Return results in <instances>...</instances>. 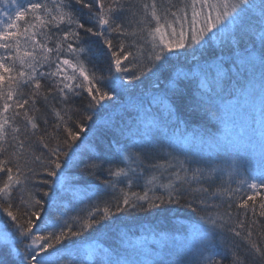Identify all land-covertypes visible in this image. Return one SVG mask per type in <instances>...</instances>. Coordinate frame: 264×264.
<instances>
[{"label": "snow or ice", "instance_id": "snow-or-ice-1", "mask_svg": "<svg viewBox=\"0 0 264 264\" xmlns=\"http://www.w3.org/2000/svg\"><path fill=\"white\" fill-rule=\"evenodd\" d=\"M3 2L7 4L9 0ZM12 3L17 9L14 18L9 16L6 23L0 21L3 25L0 27V174L6 173V178L0 180V250H6L8 264H61L67 247L65 241L83 237L85 232L95 230V225L113 215L106 206L102 214L97 209L95 213L89 212L86 219L74 218L75 224L62 223L59 216L51 219L56 201L44 190L53 183L45 177H55V184L71 190L72 181L65 170L84 163L83 151L78 152L77 143L84 132L83 120L92 119L93 113L98 114L107 107L105 102L130 93L148 77L156 76L157 82L161 76L167 78L169 54L175 50L207 49L218 37L224 39L236 57L240 75L251 84L252 74L259 69L264 82V0H59L55 12L44 0H27L26 7L16 0ZM74 5H81L88 12L81 13ZM82 15H87L91 26H85ZM26 17H31V23ZM19 21H25L23 32ZM53 28L57 32L47 39L56 37L55 48L38 40V36H44ZM131 49H137L139 55ZM53 52L54 69L50 64ZM61 53L71 58H62ZM98 55L107 65L99 74L97 66L92 64ZM43 64H49L48 72L38 71ZM89 64H92L91 70ZM222 75L223 70L218 66L214 78L217 85L223 82ZM45 77L55 78V91L65 104L70 94L86 93L82 110L53 109L56 120L51 133L47 127L41 132L39 117L32 114L35 97L41 94V78ZM168 79L173 88L180 82L179 78ZM25 86L34 89L33 96L27 99L23 94ZM210 86L207 80L200 83L201 88ZM48 92L52 93L53 89ZM44 98L47 100L48 96ZM207 102H211L210 97ZM152 104L163 105L169 119L176 114V106L167 95L153 96L149 107ZM74 111L80 112V118H73ZM261 116L259 161L256 167L247 169L236 156H226L223 167L219 157L181 159L172 144H169L171 151L161 150L155 163L146 164L148 157L144 149L151 146L156 151L160 147L154 140L162 133L153 119L139 133L140 140L130 146L137 151L127 152L121 158L124 149L117 147V158L124 166L118 164L107 169L115 179L103 183L113 189L117 183L125 181L132 185L144 177L147 169L153 170L150 177L145 178L143 194L133 192L134 199H130L128 193L123 192L122 198H116V211L127 207L144 212L183 203L195 212L197 204L201 210L218 209L226 201L229 211H209L189 227L198 244L186 246L162 236V246L171 243L173 248H186L191 258L189 264H224L225 252L231 253L229 264H264V247L253 239V229L260 227V221L253 219L248 223L245 234V220L233 222L230 211L233 204L247 210L251 201L253 214H256L257 197H260L258 216L264 218V112ZM44 124H48L47 119ZM186 143L187 138L178 139L176 147ZM9 148L13 151L9 152ZM101 167L102 164L85 163L80 174L93 176ZM163 174L166 178L161 181ZM218 178L221 183L216 185ZM233 183L236 187H232ZM45 216L50 219L44 220ZM225 233L244 241L247 247L243 255L238 254L239 244L232 242L233 246L227 247ZM85 240H81L79 246L75 241L69 245L74 249L72 264H163L161 260L149 258L151 253L142 245L129 243L133 253L141 257L130 260L121 258L110 247H103L95 238ZM0 264H5L3 257Z\"/></svg>", "mask_w": 264, "mask_h": 264}, {"label": "trees", "instance_id": "trees-1", "mask_svg": "<svg viewBox=\"0 0 264 264\" xmlns=\"http://www.w3.org/2000/svg\"><path fill=\"white\" fill-rule=\"evenodd\" d=\"M44 2L55 12L59 0H44ZM86 2H91V0H86ZM16 3L27 6V0H16ZM74 7L81 13L88 12V9L82 8L81 5H74ZM16 10L12 0H9L7 4L0 0V21L6 23L9 16L14 18ZM81 19L86 27L91 26L87 15H82ZM26 20L31 23V17H26ZM18 25L20 31L23 32L25 21H19ZM56 32L57 30L53 28L44 36H38V40L41 43H47L48 47L55 48L56 37L47 39V36ZM93 49L96 50L95 45ZM131 50L139 55L137 49ZM37 52L39 54V50ZM169 55L171 60L166 69L167 78L161 76L157 82L156 76H150L143 83L137 84L130 93H122L112 102H105L107 107L98 114L93 113L92 119L83 120L84 132L81 133V139L77 143L80 146L78 152L83 151L84 163L65 170V175L72 181L70 191L55 184V177H45L53 183L45 186L44 190L49 191L56 201L51 211V219L54 220L59 216L62 223L75 224L74 218L86 219L89 212L95 213L97 209L101 210L102 214L106 206H109L113 213L111 217L95 225V230L90 229L84 233L83 237H73L71 241H65L67 247L64 249L65 255L61 264H72L71 253L74 249L69 245L75 241L79 246V242L85 238H87L85 242L92 238L97 239L103 247H110L121 258L130 260L141 258L129 248L131 242L142 245L144 250L151 253L149 258L161 260L163 264H189L191 258L186 254V248H173L171 243L168 246H162L160 237L167 236L186 246L198 244L199 242L191 236L189 227L199 222L200 217L209 211H229L226 201L218 209L201 210L197 204L195 212L184 207L183 203L166 205L160 209L144 212L138 209L133 211L127 207L124 211H116V198H122L123 192H127L130 199H134L131 195L133 192L143 194L145 178L150 177L153 170L147 169L144 177L132 185H128L125 181L117 183L116 188L113 189L106 188L103 183L115 179L108 174L107 169L115 168L118 164L120 167L124 166L123 162L117 158V147L124 149L120 153L121 158L127 152L137 151L136 148L130 146L140 140L139 133L153 119L156 120L162 133L154 140V143L160 147H157L156 151H153L151 146L144 149L148 157L146 164L155 163V157L161 150L171 151L169 144H172L176 149L175 154L181 159L187 158L195 161L210 156L219 157L223 167L226 156H236L245 169L257 166L260 157L261 113L264 112V82H262L261 71L257 69L252 74L254 80L250 84L249 80L238 73L236 57L224 39L220 37L212 40L207 49H179ZM61 57L71 58L63 53ZM54 58L55 52L52 53V60H50L52 69L55 68ZM92 64L97 66L98 74L101 69L107 67L105 59L99 55L92 61ZM92 64H89L90 70ZM218 66L223 70L221 77L223 82L219 85L214 80ZM49 70V64H43L38 68V71L43 72ZM68 73L71 74V69H68ZM168 78L171 80L179 78L180 82L173 88L169 86ZM203 80H207L211 86L201 88L200 83ZM41 84V94L35 97V111L32 114L39 117L38 124L41 132L47 127L51 133L56 120L53 109L63 112L67 107H73L82 110L86 104V93L80 96L70 94L65 104L55 91V78H41ZM50 88L53 89L52 93L48 92ZM33 92L32 87L25 86L23 88L24 98L33 96ZM156 95L161 97L167 95L171 99L176 106L175 116L169 119L163 105L152 104L149 107L151 98ZM45 96H48L47 100ZM209 97L211 102H207ZM29 106H31V101ZM72 116L80 118V112L74 111ZM45 119L48 121L47 125L44 124ZM19 123L23 127V121ZM153 131L155 133V128ZM185 138L188 143L176 147V141ZM11 151L13 149L9 148V152ZM38 153L39 149H37ZM4 155L7 156L8 153ZM96 156L102 159H90ZM85 163H98L102 164V167L97 169L93 176H83L80 173ZM5 178L6 173L0 174V180ZM165 178L166 174L160 175L161 181ZM220 183L221 179L218 178L215 184ZM232 187H236V184L233 183ZM157 194H159L158 190ZM44 199L48 200V197ZM259 202L260 197H257L256 214H253L251 201H249L247 210L238 209L233 204L230 211L233 222L239 219L245 220L243 230L245 234L248 223L253 219L260 221V227L253 229V239L264 247V235H257L258 232H264V218L258 216ZM96 218L99 219V216ZM49 219V216L44 217V220ZM225 236L228 242L227 247H232V242H235L241 246L238 254L243 255V250L247 247L244 241L228 233H225ZM216 240L219 243L220 237L218 236ZM0 257H3L5 264H8L9 258L6 250H0ZM225 257L224 264H229L231 253L225 252Z\"/></svg>", "mask_w": 264, "mask_h": 264}, {"label": "rangeland", "instance_id": "rangeland-1", "mask_svg": "<svg viewBox=\"0 0 264 264\" xmlns=\"http://www.w3.org/2000/svg\"><path fill=\"white\" fill-rule=\"evenodd\" d=\"M0 27H2V26H0ZM254 146H257V144H254Z\"/></svg>", "mask_w": 264, "mask_h": 264}]
</instances>
